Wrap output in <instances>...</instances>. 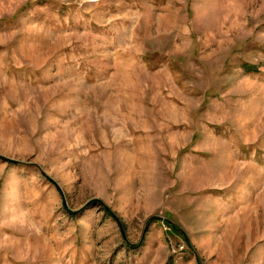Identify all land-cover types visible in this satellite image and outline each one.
Here are the masks:
<instances>
[{"label":"rangeland","instance_id":"1","mask_svg":"<svg viewBox=\"0 0 264 264\" xmlns=\"http://www.w3.org/2000/svg\"><path fill=\"white\" fill-rule=\"evenodd\" d=\"M0 264H264V0H0Z\"/></svg>","mask_w":264,"mask_h":264}]
</instances>
